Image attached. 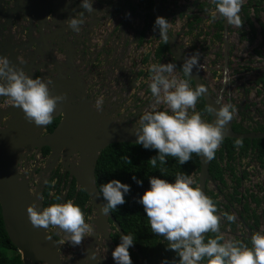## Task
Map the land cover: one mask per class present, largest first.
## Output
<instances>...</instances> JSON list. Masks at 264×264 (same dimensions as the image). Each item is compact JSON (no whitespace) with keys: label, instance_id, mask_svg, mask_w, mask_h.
<instances>
[{"label":"rangeland","instance_id":"obj_1","mask_svg":"<svg viewBox=\"0 0 264 264\" xmlns=\"http://www.w3.org/2000/svg\"><path fill=\"white\" fill-rule=\"evenodd\" d=\"M145 3V0H108L100 10L91 13L93 16L91 20L95 23H98L96 22L98 16L105 20L103 24L100 22V26L95 25L96 29L92 36L95 41L97 37L110 41V51L107 52L110 55L105 60V66H108L106 69L101 63L99 66L96 65L99 69L96 78L88 79L92 74L90 71L87 76L90 87L85 84V89H88L92 106L97 101L101 102L102 111L93 109L100 116L98 120L105 117L108 122L123 129L127 126L133 130L137 128L142 114L146 110H151L155 100L150 90L152 64L173 63L174 74L179 78L188 79L190 86L195 88L190 79L184 77L182 67L176 65L169 50L166 47L160 50L159 45L163 41L159 30L148 18L145 20V13L138 12L132 16L116 7L117 4H121L126 7L131 5L132 8L135 6L143 8ZM201 3L205 6L202 7ZM163 5L169 12L167 18L171 24L169 31L177 38L186 58L196 52L200 53V64L203 68H196L210 87L212 96L220 99L221 105L235 106L233 123L239 124L244 132H257L264 127V0H243L240 12L243 20L241 28L229 25L227 20L218 14L213 18L211 13L215 5L212 0H163ZM218 22L223 23L219 25ZM139 30L144 31L141 44L138 42ZM83 38H86L85 34ZM125 69L126 75L122 73ZM102 73L105 74L104 78L99 75ZM226 78L227 84L224 82ZM198 103L199 100L195 110L201 113ZM164 107L159 106L160 110ZM201 114L204 120L210 122V115L207 112ZM74 158L73 162L77 163L78 159ZM49 160V155H42L40 149H24L19 162L20 176L29 181L30 190L37 198L41 210L52 203H64L61 199L67 193V183L73 182L71 174L61 162H57L55 167L51 168ZM227 161L233 167V174L226 169L225 182L210 181L208 190L218 195L216 198L218 215L222 216L226 212L236 216L235 222H229L226 217L221 220V232L225 239L247 244L250 238L246 235V227L241 222V216L247 226H257L256 232L264 231L260 219L262 205L261 203L257 205L255 199L257 196L260 201L264 195V158L260 159L257 151L250 147L245 154L237 156L234 160L224 157L222 164L225 165ZM243 173L245 176L242 177ZM192 177L194 185L198 186L199 172L194 173ZM239 177L242 180L239 181ZM247 205L248 209H243ZM85 207L86 222L93 225L97 220L95 206L89 201ZM93 226L95 229L93 235L85 237L80 245H73L70 241L61 243L65 240L64 234L59 229L49 227L60 240V255L63 262L90 264L89 257L95 253L97 264H108L104 236L102 232L100 234L97 232L95 225ZM115 231L116 229L111 227V233ZM96 233L100 235L97 239ZM112 246L115 250L116 245L113 241Z\"/></svg>","mask_w":264,"mask_h":264},{"label":"clouds","instance_id":"obj_2","mask_svg":"<svg viewBox=\"0 0 264 264\" xmlns=\"http://www.w3.org/2000/svg\"><path fill=\"white\" fill-rule=\"evenodd\" d=\"M81 3L86 12H95L93 0H81ZM212 3L215 5L211 13L213 18L218 14L229 25L242 27L240 12L243 0H212ZM85 11L79 12L65 23L78 32L85 23ZM155 27L158 28L162 41L169 43V20L158 16ZM193 67L203 68L199 52L186 58L182 66L184 77H192ZM150 71V90L155 100L151 110L142 114L134 131L138 135L136 143L143 145L145 149L158 150L159 155L149 160L151 167L157 168L159 161L160 171L164 173L162 166L167 163V157L176 158L183 165L191 159L193 153L208 160L214 159L224 140L226 127L234 118L235 106L223 104L218 109L207 106L206 112L215 115L214 122H207L195 110L199 98L208 92L204 84H198L193 89L188 79L174 74L173 63L152 64ZM224 82L228 83L227 78ZM50 83L51 81L32 78L24 69L17 70L10 65L8 57H0V96L8 97L10 102L20 107L25 118L36 126L51 124L57 103L66 99L63 94L51 95ZM160 105L165 106L163 110H160ZM94 107L97 111H102L100 101ZM235 145L242 147L243 140L237 139ZM128 162L131 163L129 159ZM137 182L142 184V181ZM194 184L193 177L183 173H177L174 183L153 176L150 178L151 187L139 200L147 213L151 231L164 237L168 248L179 256L178 264H201L205 259L207 264H264V231L255 232L251 236V246L225 239L221 232V220L226 217L229 222H235L236 216L226 212L222 216L218 215L216 203L199 187V178L198 186H193ZM76 187L78 191L82 189L78 185ZM100 191L107 201L102 211L108 215L118 205L125 203V193L130 191V186L113 179L103 184ZM64 196V203H52L43 207L42 211L36 203L30 204L27 207L28 219L36 229H59L65 236L61 243L70 241L73 245H80L85 237L93 235L95 229L86 222L85 211L72 200H67V193ZM209 233L213 235L209 236ZM55 237L57 238L56 235ZM133 240L134 237L130 234L121 236V243L112 253L117 264H132L129 248L133 245ZM96 257L92 253L89 259ZM161 264H167V261H162Z\"/></svg>","mask_w":264,"mask_h":264},{"label":"water","instance_id":"obj_3","mask_svg":"<svg viewBox=\"0 0 264 264\" xmlns=\"http://www.w3.org/2000/svg\"><path fill=\"white\" fill-rule=\"evenodd\" d=\"M44 4V0H27V5L23 8L25 14L36 20L41 32L42 21L45 19L42 11ZM58 4L56 7L57 11H60L58 17H63L65 12ZM161 5L162 0H154V8L151 12L156 17L169 16V12L159 9ZM45 38L46 36H42L43 40ZM34 43H37L35 52L41 51L39 39L31 37L30 44L34 45ZM168 44L176 65L182 67L186 60L184 52L177 43V38L170 33ZM0 45L3 47H0V57H8L10 65L14 66L17 63V54L13 51L23 45H11L9 48L6 38L0 40ZM191 75L189 79L193 81L194 87L202 83L208 89V92L202 96L206 106H212L214 109L221 107V100L212 97L210 87L204 82L196 67H193ZM50 94L67 96V90L62 84L58 88L55 84ZM1 98L2 96L0 100ZM86 101H80L78 106L70 99L59 101L53 118L61 114L63 119L56 129L48 134H42L47 125L36 126L34 122H29L20 107L14 104H11L9 108L0 107V205L9 237L22 253L24 264H67L61 259L60 240L50 229L46 231L44 228H33L28 219L27 207L33 203L37 204V198L30 190L29 181L21 178L19 162L24 149H42L43 147L50 149V167H55L57 162L61 161L71 174V178H74L78 186L88 194L97 214L96 228L104 236L108 264H117L112 255L114 250L109 223L112 215L110 212L105 215L102 211L105 203L96 185L94 174L98 158L104 148L119 142L136 143L138 135L130 126L123 129L117 124L108 122L106 118L99 121V116ZM6 115L10 117L5 119ZM210 115L211 123L215 121V115L212 113ZM226 138L264 139V132H236L233 122L230 121L225 130L224 139ZM73 157L78 158L77 163L73 162ZM210 164L211 160L200 156L199 187L206 195L208 182L212 181ZM38 209L41 210L39 206ZM98 235L95 234L96 239ZM90 264H97V262L91 259Z\"/></svg>","mask_w":264,"mask_h":264},{"label":"flooded vegetation","instance_id":"obj_4","mask_svg":"<svg viewBox=\"0 0 264 264\" xmlns=\"http://www.w3.org/2000/svg\"><path fill=\"white\" fill-rule=\"evenodd\" d=\"M29 1V0H28ZM45 4L42 7L44 12V20L42 25V32L39 29V25L35 19L30 18L28 14H25L24 5H27V0H0V40L1 38H6L9 42L8 47L11 45L18 46L23 45L22 47L15 48L13 53L16 52L17 63L14 66L19 69H24L26 74L32 78H39L45 82L51 81L49 84L50 91L53 90L54 85L58 88L59 85H63L67 90L66 99H70L73 104L78 106L80 101H86L90 104L92 109H95L94 105H91V100L88 96V89H85V84L89 87L87 82V76H89L90 71L92 74L88 77L96 78L98 72L99 64H103L105 69L108 66L106 64V57L110 55L109 52V40L99 39L97 37L96 41L93 38L94 30L96 26H100V22L105 23L104 18L98 16V19L95 23L91 13L86 12L82 8L81 0H44ZM110 1V0H109ZM112 1V0H111ZM145 6L138 7L135 6L132 8L131 5L126 7L125 5L117 4L116 7L121 9L123 12H126L134 16L138 12L145 13V20L148 18L150 23L155 25L156 15L151 12V9L154 8V0H145ZM105 2L108 0H93V8L99 10L101 6L105 5ZM59 3V4H58ZM58 6L63 9L65 12L63 17H58V12L56 7ZM112 8H114L112 6ZM160 10L167 9L163 5L159 8ZM78 11H85L84 20L85 23L80 26V30L77 32L69 27L65 21L71 17L78 15ZM111 11V8L110 10ZM168 12V11H167ZM95 17V16H94ZM165 18H168L166 16ZM96 25V26H95ZM109 32V31H108ZM170 33V31H169ZM83 34L86 35V38H83ZM171 34V33H170ZM99 34L97 33V36ZM144 31H138V42L141 44L143 39ZM172 35V34H171ZM42 36H46V40L42 39ZM102 36V35H100ZM143 36V37H142ZM173 36V35H172ZM39 39V44L41 46V51L35 52L36 44H30V38ZM25 43H28L25 45ZM164 42H162L163 44ZM178 43V42H177ZM160 44L159 46H161ZM3 45V44H2ZM0 45V47H2ZM25 45V46H24ZM169 45V44H168ZM166 47V45H162ZM3 48V47H2ZM169 53L170 47H169ZM18 52V53H17ZM173 55V54H172ZM185 55V53H184ZM174 57V56H173ZM186 58V56H185ZM180 67V65L177 64ZM126 70H123V74L126 75ZM130 70V69H129ZM131 71V70H130ZM99 73V72H98ZM130 73V72H129ZM101 78H104L105 74H99ZM120 75V74H119ZM118 78L120 79L121 75ZM205 82V81H204ZM13 104L10 102L9 98L2 96L0 100V107L9 108ZM94 107V108H93ZM96 111V110H94ZM98 116V112H95ZM105 113V112H104ZM103 114V113H102ZM104 115V114H103ZM9 115H6L5 119L9 118ZM100 117V116H99ZM105 117L101 118L104 119ZM63 119V115L56 116L53 118L52 123L57 121L56 127L60 124ZM51 123V124H52ZM49 124V125H51ZM49 125H47L44 134L50 133L48 131ZM54 129V130H55ZM53 130V131H54ZM52 132V131H51ZM45 148V147H43ZM42 148V149H43ZM42 149L41 152H42ZM43 155V152H42ZM75 179H73L74 181ZM72 185L71 181H68L66 188L68 187L67 194L69 193L70 186ZM78 193V188L76 187V194ZM262 200L256 196L257 205H262V216L261 224L264 226V195L261 197ZM249 205L246 208L248 209ZM254 212L252 211V214ZM259 220V217L256 216ZM241 222L246 227V235L250 238L247 244L251 246V236L258 229L256 225L247 226L243 221V216L240 217ZM259 223V225H261ZM264 230V228H263ZM59 240V238L57 237Z\"/></svg>","mask_w":264,"mask_h":264},{"label":"trees","instance_id":"obj_5","mask_svg":"<svg viewBox=\"0 0 264 264\" xmlns=\"http://www.w3.org/2000/svg\"><path fill=\"white\" fill-rule=\"evenodd\" d=\"M201 6L205 5L201 3ZM246 6L244 10H246ZM223 22H218L222 24ZM163 43L162 45H164ZM160 50H163V46ZM169 49L168 43L165 44ZM260 53V51H257ZM193 83L192 80H190ZM201 113L206 112V104L203 97L199 98L198 103ZM208 113V112H207ZM210 115V113H208ZM57 121L49 125L48 131L51 132L55 129ZM233 128L236 132H244L241 126L233 123ZM257 132H264V127L258 129ZM237 138H226L217 150L215 158L211 160L210 175L214 181L224 183V172L229 169L233 174V167L229 161L223 165V158L227 157L229 160H234L237 156L246 153V150L253 147L257 151V156L260 159L264 158V139H242L243 146L237 147L235 141ZM43 155L48 156L50 149L45 147L42 149ZM158 150L145 149L143 145L130 142H119L108 145L101 152L97 165L95 168V182L97 187H100L113 180L118 179L122 183L130 186V191L125 193V203L118 205L117 209L110 211L112 218L109 222L112 224V229H116L112 233V240L116 247L121 243L122 235H132L134 237L133 245L129 248L132 259V264H161L162 261H167V264H178L179 256L173 250L168 248L167 241L162 236H157L151 231L150 223L147 218V213L144 207L139 203L140 198L144 192L151 187L150 178L155 176L161 179H166L169 182H175L177 173H183L192 176V174L200 171V155L192 154L191 159L181 165L176 158L167 157V163L162 167L165 169L164 173L160 171L161 165L157 162V168H152L149 160L153 156H158ZM131 163L128 162V159ZM235 175V174H234ZM245 174H242V177ZM133 177H136L134 180ZM242 180L239 177V181ZM137 181H142V184ZM196 186V185H193ZM102 198L103 194L100 191ZM207 195L213 199L217 204L216 193L207 190ZM67 200H72L75 204L79 205L83 212L86 210L85 206L89 201L88 194L81 189L76 194L75 180L70 186ZM104 203L107 201L103 198ZM229 206V205H228ZM209 236L213 235L211 233ZM207 239V237H206ZM207 264V259L202 261ZM0 264H24L22 254L15 244L11 241L6 223L3 218V212L0 205Z\"/></svg>","mask_w":264,"mask_h":264},{"label":"bare ground","instance_id":"obj_6","mask_svg":"<svg viewBox=\"0 0 264 264\" xmlns=\"http://www.w3.org/2000/svg\"><path fill=\"white\" fill-rule=\"evenodd\" d=\"M96 224H97V220H95V222H94V224L93 225H95V227H96ZM96 230H97V232H101L98 228H96Z\"/></svg>","mask_w":264,"mask_h":264},{"label":"crops","instance_id":"obj_7","mask_svg":"<svg viewBox=\"0 0 264 264\" xmlns=\"http://www.w3.org/2000/svg\"><path fill=\"white\" fill-rule=\"evenodd\" d=\"M1 40H5V38H2ZM9 43V42H8Z\"/></svg>","mask_w":264,"mask_h":264}]
</instances>
